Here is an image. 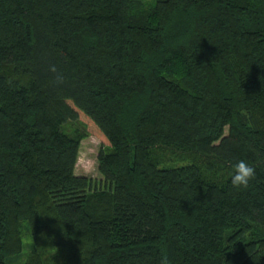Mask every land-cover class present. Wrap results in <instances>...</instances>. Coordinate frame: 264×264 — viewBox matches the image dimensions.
Returning <instances> with one entry per match:
<instances>
[{"label":"trees","instance_id":"16d2710c","mask_svg":"<svg viewBox=\"0 0 264 264\" xmlns=\"http://www.w3.org/2000/svg\"><path fill=\"white\" fill-rule=\"evenodd\" d=\"M24 229L30 264H264V0H0V264Z\"/></svg>","mask_w":264,"mask_h":264},{"label":"rangeland","instance_id":"374dc122","mask_svg":"<svg viewBox=\"0 0 264 264\" xmlns=\"http://www.w3.org/2000/svg\"><path fill=\"white\" fill-rule=\"evenodd\" d=\"M82 125L79 123H70L67 125V130L70 132H77L78 130L84 133V137L81 140L78 160L75 168V174L78 176H86L92 180L95 187H104L105 183L99 171V154L101 149L106 145L100 135L94 132H87L82 129ZM105 144V145H104ZM23 252L20 256H17L16 264H27L33 254L36 251V247L33 242V238L30 235L28 229H24L23 234ZM45 257V251L42 252L41 260ZM38 263V262H36Z\"/></svg>","mask_w":264,"mask_h":264},{"label":"clouds","instance_id":"9594fccd","mask_svg":"<svg viewBox=\"0 0 264 264\" xmlns=\"http://www.w3.org/2000/svg\"><path fill=\"white\" fill-rule=\"evenodd\" d=\"M51 71L56 72L55 66H52ZM57 83L63 82L62 75H57ZM256 171L255 168L249 165L245 160H240L233 165V173L231 175V184L236 188H247L251 180L255 178ZM161 264H168L167 257L161 260Z\"/></svg>","mask_w":264,"mask_h":264}]
</instances>
